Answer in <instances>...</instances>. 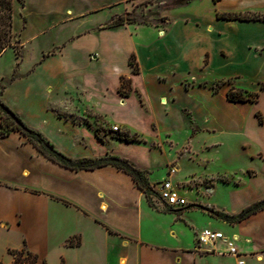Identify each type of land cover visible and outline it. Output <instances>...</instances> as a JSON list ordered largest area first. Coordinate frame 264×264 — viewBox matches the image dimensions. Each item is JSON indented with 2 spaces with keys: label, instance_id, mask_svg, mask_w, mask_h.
<instances>
[{
  "label": "crops",
  "instance_id": "1",
  "mask_svg": "<svg viewBox=\"0 0 264 264\" xmlns=\"http://www.w3.org/2000/svg\"><path fill=\"white\" fill-rule=\"evenodd\" d=\"M129 1H15L13 29L16 13L22 17L24 12L18 34L23 57L18 64L12 46L0 55V81L13 73L19 75L0 98L27 127L73 158L118 154L139 168L151 169L160 152L148 143L170 133L160 134L156 119L148 115L145 123L154 136L146 140L135 113L162 110L169 114L178 107L190 113L193 108L179 99L197 91L212 104L200 110L209 114L205 115L209 127H194L198 132L216 131L232 129L227 125L231 116L223 112L256 103L230 101L229 88L220 85L222 80L242 77V73H221L213 78L207 74L216 66L223 67L233 52H241L258 59L251 75L264 80V22L227 20L217 15L248 10L264 13V0L238 10L226 7L225 0H207L212 5L208 12L202 10L203 0H193L184 6H170L167 19L158 26L101 27L114 14L126 12ZM171 10H179L178 15L172 17ZM34 15L39 19L38 26L34 25ZM132 54L138 72L130 64ZM123 78L129 80L124 88L127 94L121 92ZM217 85L220 87L215 92L213 86ZM217 102L224 106L214 105ZM213 116L220 117V124H209ZM1 122L2 117L0 126ZM107 124L110 130L117 125L119 132L141 135L145 141L115 138L112 130L106 132ZM141 150L152 151V157L134 154ZM0 195L5 198L1 202L4 207L13 196L23 200L22 221L19 212L14 219L21 226L22 241L12 249L26 248L36 253L37 264H67L64 254L57 263L47 260L48 247L56 238L48 229L53 217L65 226V234L56 242L61 253L85 250L96 258L106 256L112 264H202L210 259L217 264H236L234 257L221 253L226 248L222 241L200 248L197 232L185 245L174 239L179 219L191 211L208 215L197 208H186L192 204L167 207L169 210L153 207L127 172L111 165L80 170L61 166L19 130L0 135ZM262 212L264 209L231 225L219 221L234 229ZM3 221L9 222L0 223ZM229 237L235 238L246 253L247 264L264 260V230L254 236L234 230ZM7 255L8 259L0 257V261L11 262Z\"/></svg>",
  "mask_w": 264,
  "mask_h": 264
},
{
  "label": "rangeland",
  "instance_id": "2",
  "mask_svg": "<svg viewBox=\"0 0 264 264\" xmlns=\"http://www.w3.org/2000/svg\"><path fill=\"white\" fill-rule=\"evenodd\" d=\"M164 1L131 0L128 3L127 11L134 10L148 19H158L168 14L170 6H167ZM253 2L256 1L225 0V6L238 10L240 7L251 6ZM202 3V10L208 12L212 7L211 3L207 0H203ZM29 12L33 14L34 10L29 9ZM154 12H157L158 15H151ZM22 13V17H20L19 12L16 13L14 29L17 32L13 29L12 44L18 47L20 46L18 34L21 33L24 17V12ZM178 13L179 10L170 11L172 17H175ZM33 20L34 25L38 26L39 19L35 15ZM150 32V35L154 36V32ZM257 61L258 59L251 55L246 56L241 52H233L232 56L228 57L223 63V67L216 66L207 75L213 78L218 77L221 73L240 72L243 75L242 77L222 80L220 85L223 88H230L231 85H234L259 91L258 82L260 79L251 75V70L255 67ZM179 101L183 105L192 107V112L185 113L178 107L169 114L162 110L135 113L141 121L140 129L146 140H151V137L154 136L153 131L145 123L148 115L156 119L160 134L170 133V136L164 135L160 140L148 143L149 147L156 148L157 153L160 152L156 156L157 159L154 160L157 162L156 165L152 166L151 169H147L149 174H152L151 176L148 175L151 187L157 192L159 181L163 178H169L178 185L188 203L192 204L186 208H197L208 214L203 215L191 211L185 217L179 219L174 230V239L185 245L191 240L192 233L197 232L199 234L204 228L221 230L228 236L234 230L244 231L250 236L261 235L262 230H264V212L258 214L250 222L241 223L234 229L224 225L222 221H219L220 218L210 215H212V211L236 214L251 203L264 199V91H260V97L256 103L239 105L238 108L234 107L228 112H223L222 114L225 116H231L232 120L229 121L231 124L228 122L227 125L231 126L232 129L216 131L193 132L194 126L209 127L205 120V115L209 114L200 110H207L205 107L212 104L211 100L202 97L200 92L194 91L191 94L184 95ZM214 105L224 106L221 102ZM258 112L263 117V122L260 121V116L257 115ZM189 119L193 120V124ZM205 122L207 125H205ZM214 123L220 124V117L213 116L209 124ZM105 130L109 133L113 129L111 127L110 130V124H107ZM140 145L146 146L144 143H140ZM151 153L150 150L146 153L141 150L135 151L134 154L140 158L146 156L151 158ZM4 199L0 195V221L9 220V222L3 221L0 223V257L8 259V250L15 248L13 245H20L22 241L21 226L18 227L14 219L16 212H19V219L22 221L21 208L23 200L20 197L13 196L9 199L8 205L4 207L1 205ZM152 199L156 208L169 210L158 199L157 195H152ZM11 224H13L12 227ZM2 227L5 229H1ZM9 227L11 228L7 229ZM260 227L262 228L260 229ZM48 229L51 235L56 236L55 239H52L47 250L48 261L57 263L61 255L64 254L67 264H108L109 262L112 264L111 259L109 260L106 256L105 258H96L85 250L76 252L68 249L61 253L62 249L56 242L65 234V226L58 218L53 217L49 222ZM243 248L245 249V247ZM9 255L11 256V262L6 263L2 260L6 264H11L14 260L13 255L10 253ZM202 264H217V261L210 259ZM224 264L233 263L226 261ZM249 264L255 263L250 260ZM258 264H264V260Z\"/></svg>",
  "mask_w": 264,
  "mask_h": 264
},
{
  "label": "trees",
  "instance_id": "3",
  "mask_svg": "<svg viewBox=\"0 0 264 264\" xmlns=\"http://www.w3.org/2000/svg\"><path fill=\"white\" fill-rule=\"evenodd\" d=\"M22 3L24 0H20ZM193 0H165L164 3L167 6L177 7L184 6L191 3ZM217 2L219 0H213ZM14 2L15 0H0V55L4 52L7 47H14L18 57V64L21 62L23 57V52L20 46H15L12 44V38L14 35L13 32V20H14ZM151 15H158L157 12L151 13ZM219 18L227 20H242V21H262L264 22V13L260 11H234V12H223L217 14ZM167 19L166 16H162L158 19H148L143 15L137 13L136 11H127L121 14H114L108 21H106L101 27H114L123 24H147V25H160ZM130 64L133 67L134 72L139 71V66L136 61L134 54L130 56ZM19 75L13 73L9 78L3 77L0 81V95L6 86H8L14 79ZM129 80L123 78L121 92L127 94V91L124 89ZM259 91L249 90L241 87H236L232 85L227 91V99L234 102H257L260 97V91H264V80H260ZM219 85L213 86V91L219 90ZM1 106H6L0 98V117H2V122L0 126V135L6 136L12 130H19L24 135H26L37 147L38 149L46 155L51 160L57 162L61 166L80 170V169H96L99 167L111 165L117 167L129 175L135 180L137 185L141 190H143L147 196L149 204L155 207L154 200L152 195H158L156 191L151 187L149 182V171L147 169H142L137 167L133 162L128 158L120 156L118 154H107L100 157H82V158H73L60 150H58L54 144L47 138H45L40 132L30 129L27 125L18 117L19 124L9 116ZM7 107V106H6ZM260 116V121L263 122V117L260 115V112L257 113ZM193 132L197 130L193 129ZM100 138L102 136L100 133ZM112 135L115 138L125 140V141H145L142 137L137 134L131 135L129 132H119L113 131ZM159 199V198H158ZM264 209V199L255 201L250 205L244 207L236 214H230L227 212L221 211H212V216H216L224 221L235 223L242 221L249 217L250 215ZM183 210V209H182ZM69 244L72 245V239L69 241ZM8 252L13 255L14 260L11 264H37L39 256L28 250V249H9ZM0 264H6L0 261ZM46 264V263H45ZM64 264V261H62Z\"/></svg>",
  "mask_w": 264,
  "mask_h": 264
},
{
  "label": "built area",
  "instance_id": "4",
  "mask_svg": "<svg viewBox=\"0 0 264 264\" xmlns=\"http://www.w3.org/2000/svg\"><path fill=\"white\" fill-rule=\"evenodd\" d=\"M113 131H120L119 126L113 125ZM157 193L159 200L170 208H184L188 205L187 199L179 190L177 184L171 179L166 178L158 183ZM222 241L226 244V248L221 251L222 254L232 256L236 259V264H247V255L243 253L235 238L229 237L223 231L204 228L197 237L199 247L214 246L217 242Z\"/></svg>",
  "mask_w": 264,
  "mask_h": 264
},
{
  "label": "water",
  "instance_id": "5",
  "mask_svg": "<svg viewBox=\"0 0 264 264\" xmlns=\"http://www.w3.org/2000/svg\"><path fill=\"white\" fill-rule=\"evenodd\" d=\"M1 107L9 116H11L16 121V123H18V124L20 123L17 115L11 109H9L6 106H1Z\"/></svg>",
  "mask_w": 264,
  "mask_h": 264
},
{
  "label": "bare ground",
  "instance_id": "6",
  "mask_svg": "<svg viewBox=\"0 0 264 264\" xmlns=\"http://www.w3.org/2000/svg\"><path fill=\"white\" fill-rule=\"evenodd\" d=\"M125 261H123V263H124Z\"/></svg>",
  "mask_w": 264,
  "mask_h": 264
}]
</instances>
